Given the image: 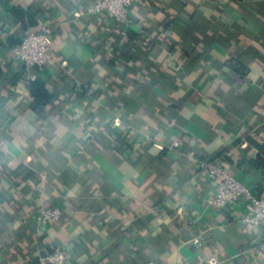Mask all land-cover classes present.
I'll list each match as a JSON object with an SVG mask.
<instances>
[{"label": "crops", "instance_id": "obj_1", "mask_svg": "<svg viewBox=\"0 0 264 264\" xmlns=\"http://www.w3.org/2000/svg\"><path fill=\"white\" fill-rule=\"evenodd\" d=\"M94 1L0 0V264H47L54 245L65 264H264V225L208 206L198 172L216 160L264 189L245 140L264 142V0H145L126 24ZM14 8L52 30L44 69L13 53ZM35 77L54 97L40 113ZM39 207L64 215L45 227Z\"/></svg>", "mask_w": 264, "mask_h": 264}, {"label": "built area", "instance_id": "obj_2", "mask_svg": "<svg viewBox=\"0 0 264 264\" xmlns=\"http://www.w3.org/2000/svg\"><path fill=\"white\" fill-rule=\"evenodd\" d=\"M144 0H95L88 8L93 15L106 14L119 23L128 22V11ZM52 30L43 26L38 32H30L21 44L13 49L16 59L27 68L44 67L52 63L50 47ZM198 172L214 185V193L207 199V204L216 210L233 213L239 211L237 223L243 228L264 225V189L255 192L236 178L218 161H198ZM181 211V209H179ZM59 207H39L35 211L36 221L51 227L63 217ZM199 241L196 240L197 244ZM256 257L264 256V239L255 247ZM47 264H65L67 253L62 246L54 245L44 258ZM219 259L213 256L207 264H218Z\"/></svg>", "mask_w": 264, "mask_h": 264}, {"label": "trees", "instance_id": "obj_3", "mask_svg": "<svg viewBox=\"0 0 264 264\" xmlns=\"http://www.w3.org/2000/svg\"><path fill=\"white\" fill-rule=\"evenodd\" d=\"M136 5H138V4H136ZM136 5H134V6H136ZM134 6H132L131 8H133ZM12 15L17 21L21 22L20 30L22 31V35L20 36V38L18 39V41L16 42V44L14 46V48H15L16 46H18L19 44H21L23 42V40L26 38V36L31 32L28 29L35 26L37 24V21L35 19L34 14H32L28 10H24L21 8H14L12 10ZM103 15H106V14H103ZM95 16H102V15H95ZM128 21H129V15H128ZM117 23H119V22H117ZM126 23H121V24H126ZM170 23H171L170 21L166 22L165 31H168V29L170 27ZM51 40L53 41V34H51ZM138 43L141 46V50L146 49L150 45L153 44V42L148 41V39L145 41L144 37L141 39H138ZM131 58L132 57L128 56L127 60H130ZM111 61H112V63L113 62L115 64L117 63L116 60H111ZM232 64H233V62L231 63V65ZM44 67H46V66H44ZM44 67H32L29 69H33V70L34 69H44ZM16 80L17 81L20 80L19 74L16 76ZM27 86L29 87L32 98H33V100L29 103V106L32 108L33 111L40 113V111L44 107H46L50 104H53L54 97L52 95H50V93L48 92V90L46 88L45 80H43L40 77H35L34 79H32L28 82ZM245 140L248 141L249 146H253L257 150V153L251 157L250 163L252 164V166L254 168L264 172V142L256 141L253 133L250 132V130L247 131V133L245 135Z\"/></svg>", "mask_w": 264, "mask_h": 264}]
</instances>
